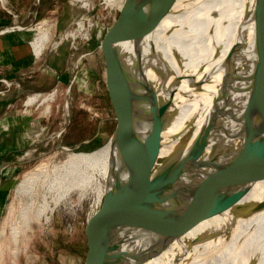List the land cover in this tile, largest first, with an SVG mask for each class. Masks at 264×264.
<instances>
[{"label":"rangeland","instance_id":"1","mask_svg":"<svg viewBox=\"0 0 264 264\" xmlns=\"http://www.w3.org/2000/svg\"><path fill=\"white\" fill-rule=\"evenodd\" d=\"M121 2L0 4V264L89 262L103 203L95 202L100 177L64 193L40 180L28 193L15 189L29 174L66 159L68 151L57 146L87 141L71 152H90L111 139L118 123L110 92L123 108L128 95L123 74L110 64L132 51L139 35L134 15L126 13L133 6ZM39 29L48 41L37 58L30 39Z\"/></svg>","mask_w":264,"mask_h":264},{"label":"water","instance_id":"2","mask_svg":"<svg viewBox=\"0 0 264 264\" xmlns=\"http://www.w3.org/2000/svg\"><path fill=\"white\" fill-rule=\"evenodd\" d=\"M179 0H141L135 14V28L148 44L154 24L171 13ZM235 31L234 43L227 54L215 63L224 70L223 83L216 104L215 118L204 134L187 145L182 142L183 126L167 132L175 118L173 101L178 96L181 78L174 76L167 63L151 45L147 66L156 76L150 88L156 105V119L149 149L132 170L127 163V143L138 135V120L123 128L124 108L110 92L117 120L107 174V193L95 219L94 238L88 264H147L172 245L186 227L197 225L203 218L196 211L186 216L188 204L174 197V164H201L206 149L221 136L232 159L223 164L224 205L240 221L264 210V199L239 204L241 198L259 180L264 181V0H249ZM154 62V63H150ZM160 92V97L157 98ZM143 106L141 100L138 107ZM166 129V130H165ZM113 133V134H114ZM73 148L57 146L56 150ZM198 152L189 160L182 150ZM188 153V154H187ZM227 159V157H226ZM0 167V183L1 172ZM190 220V221H188ZM188 228V229H189ZM233 226L212 231L187 243L167 264H194L210 258L219 248V239H228ZM208 247L205 251L202 248ZM190 253L188 256H186ZM208 256V257H206Z\"/></svg>","mask_w":264,"mask_h":264},{"label":"bare ground","instance_id":"3","mask_svg":"<svg viewBox=\"0 0 264 264\" xmlns=\"http://www.w3.org/2000/svg\"><path fill=\"white\" fill-rule=\"evenodd\" d=\"M117 1L122 3L121 0ZM140 1L126 0L125 3L129 7L133 6L132 10L126 12L129 17H135ZM247 1L249 0H179V4H175L171 13L165 14L154 24L148 44L146 41L144 43V39H140L139 34L132 51L128 49L124 54H119L110 64L111 71L123 74V83L128 95L124 116L121 118L123 128L127 130L131 120L139 122L136 126L137 137L126 146L129 170L134 168L149 149L155 126L157 102L149 83L155 82L157 78L146 62L150 57V46L152 45L167 63L173 75L181 78L180 90L171 108L176 112L175 118L165 130L176 132L183 126L182 142L189 145L207 131L215 118L214 104L221 92L224 77L223 68L216 67L215 63L224 58L233 45L235 31ZM0 4H6V0H0ZM47 41L46 31L39 29L35 36H32L30 44L35 57L41 55ZM160 92L159 90L157 98L160 97ZM36 98L37 95L28 98L26 105L33 103ZM51 98L52 94L48 96V99ZM141 100L143 106L138 107ZM116 135L115 132L105 145L94 151H68L62 163L51 167L44 166L29 174L16 187V194L30 192L37 180L49 191L57 189L64 193L100 177L103 189L95 202L104 201ZM189 151L182 150L183 154ZM197 155L198 152H190L186 156L193 160ZM231 159L223 138L217 136L215 142L206 149L200 165H173L174 200L177 198L181 205L188 204L185 213L189 219H192L196 211L202 214L203 218L197 225L181 231L180 237L172 245L147 264H167L185 243L231 226L233 228L231 234H228V239H219L212 243L213 247L219 248L216 253L210 258L194 261V264H264V210L236 222L224 205L220 187V184H223L222 169L224 161L227 160V163ZM263 199L264 181L259 180L241 198L239 204L259 202ZM98 214L97 212L96 218ZM12 232L17 235L16 230ZM207 248L209 246L202 248V251Z\"/></svg>","mask_w":264,"mask_h":264}]
</instances>
